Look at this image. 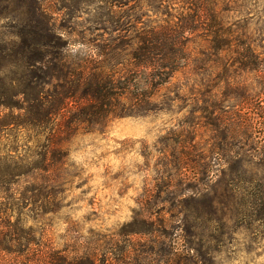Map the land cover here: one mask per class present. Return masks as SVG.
Listing matches in <instances>:
<instances>
[{
    "label": "rangeland",
    "instance_id": "374dc122",
    "mask_svg": "<svg viewBox=\"0 0 264 264\" xmlns=\"http://www.w3.org/2000/svg\"><path fill=\"white\" fill-rule=\"evenodd\" d=\"M103 1L66 0L68 9L57 16L71 55L90 58L122 82L103 125L76 122L65 130L64 116L78 111L73 103L41 127L23 123L24 112L10 118L13 111L0 109V264H174L186 252L178 196L206 190L200 179L214 182L222 161L210 153L211 120L235 118L240 132L249 128L250 138L264 140V0H240L226 15L246 28L261 69L243 70L226 53L204 58L209 43L197 31L184 34V58L176 71H163L165 82L155 77L162 70L144 68L134 53L143 30L178 23L182 4L135 0L114 8L113 0ZM11 24L0 18V46L14 39ZM14 71L0 74L6 90ZM213 102L220 111L213 113ZM191 143L211 163L208 174L177 170ZM240 154L253 160L250 171L263 174L256 147ZM179 182L184 186L176 188ZM252 237L239 227L227 254L211 256L212 264H264V238Z\"/></svg>",
    "mask_w": 264,
    "mask_h": 264
},
{
    "label": "trees",
    "instance_id": "16d2710c",
    "mask_svg": "<svg viewBox=\"0 0 264 264\" xmlns=\"http://www.w3.org/2000/svg\"><path fill=\"white\" fill-rule=\"evenodd\" d=\"M77 4L92 5L103 0H72ZM147 1V0H144ZM182 4L178 23L150 27L138 37L139 46L134 59L144 68L162 70L160 77L165 82L166 70L176 71L184 58V34L201 31L209 49L204 58L228 54L236 57L241 69H261L259 59L250 38L244 34L246 28L229 23L226 15L237 11L240 0H177ZM66 0H0V18L12 21L16 29L14 39L0 46V74L5 68L14 71L11 90H6L0 79V109L24 112L23 123L29 121L41 127L49 116L67 111L75 104L78 111L70 118H63L64 129L73 128L78 123L89 126L103 125L112 112L115 97L122 90V82L101 71L92 60L71 55L72 43L62 33L57 16L68 9ZM135 0H113V7H128ZM61 6H57V4ZM66 5V6H65ZM76 7V6H75ZM74 8V6L72 7ZM79 10L78 6L75 8ZM70 20L74 13L67 14ZM119 23V22H118ZM116 23V24H118ZM118 26V25H117ZM183 55V56H182ZM166 62L167 59H171ZM96 63V62H94ZM164 63V64H163ZM140 65V66H141ZM165 74V75H164ZM148 95L146 96V98ZM86 104H83V102ZM83 104V105H82ZM207 108H203V112ZM213 113L220 111L217 103H212ZM261 111L264 109L262 108ZM212 113V112H211ZM230 124L223 123L222 115L211 120L214 128V147L210 153L222 157L217 168V179L205 185L206 190L193 191V196H178L175 203L181 215L184 233L185 254L176 255L174 264H212L211 256L226 253L233 243L238 228L250 231L252 243L264 238V172L258 174L249 170L253 160L242 156L240 150L257 148L264 158V140L248 136L235 118ZM12 123V125H19ZM0 126L4 120L0 118ZM54 139L55 135L51 136ZM239 148L238 151L234 149ZM214 154V155H215ZM54 160L56 159L54 153ZM203 156L197 144H190V153H183V161L177 170L194 169L198 175H206L211 163ZM261 158L262 163L264 159ZM41 169V168H35ZM264 171V170H263ZM260 173V172H259ZM184 186L181 182L176 186ZM194 189L197 186H188ZM253 252V251H252ZM251 252V253H252ZM193 253V254H192Z\"/></svg>",
    "mask_w": 264,
    "mask_h": 264
}]
</instances>
